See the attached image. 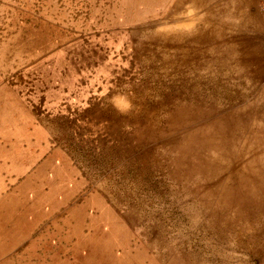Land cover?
<instances>
[{
    "label": "rangeland",
    "instance_id": "374dc122",
    "mask_svg": "<svg viewBox=\"0 0 264 264\" xmlns=\"http://www.w3.org/2000/svg\"><path fill=\"white\" fill-rule=\"evenodd\" d=\"M259 4L0 0V264L72 208L116 264H264Z\"/></svg>",
    "mask_w": 264,
    "mask_h": 264
},
{
    "label": "crops",
    "instance_id": "0c3cea01",
    "mask_svg": "<svg viewBox=\"0 0 264 264\" xmlns=\"http://www.w3.org/2000/svg\"><path fill=\"white\" fill-rule=\"evenodd\" d=\"M72 209L64 223L50 226L39 241L44 246L39 251L48 255L49 264H116L113 224L109 222L103 227L100 221L89 219L86 211L74 219Z\"/></svg>",
    "mask_w": 264,
    "mask_h": 264
},
{
    "label": "built area",
    "instance_id": "2783aa9c",
    "mask_svg": "<svg viewBox=\"0 0 264 264\" xmlns=\"http://www.w3.org/2000/svg\"><path fill=\"white\" fill-rule=\"evenodd\" d=\"M259 9H260L261 15L264 19V0H260Z\"/></svg>",
    "mask_w": 264,
    "mask_h": 264
},
{
    "label": "bare ground",
    "instance_id": "6f19581e",
    "mask_svg": "<svg viewBox=\"0 0 264 264\" xmlns=\"http://www.w3.org/2000/svg\"><path fill=\"white\" fill-rule=\"evenodd\" d=\"M132 1V0H131ZM120 7V6H119ZM90 38V37H89ZM56 66V65H55ZM25 71V70H24ZM78 82V81H77ZM80 86V85H79ZM27 91V90H26ZM32 101V100H31Z\"/></svg>",
    "mask_w": 264,
    "mask_h": 264
}]
</instances>
